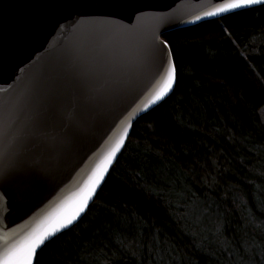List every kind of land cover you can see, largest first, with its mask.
Segmentation results:
<instances>
[{"label":"trees","instance_id":"obj_1","mask_svg":"<svg viewBox=\"0 0 264 264\" xmlns=\"http://www.w3.org/2000/svg\"><path fill=\"white\" fill-rule=\"evenodd\" d=\"M161 37L174 90L34 264H264V4Z\"/></svg>","mask_w":264,"mask_h":264},{"label":"water","instance_id":"obj_2","mask_svg":"<svg viewBox=\"0 0 264 264\" xmlns=\"http://www.w3.org/2000/svg\"><path fill=\"white\" fill-rule=\"evenodd\" d=\"M227 2L0 0V256L57 227L34 264L84 216L132 124L175 88L162 34L264 4L216 11ZM171 67V89L150 103ZM117 144L83 211L60 228Z\"/></svg>","mask_w":264,"mask_h":264},{"label":"snow or ice","instance_id":"obj_3","mask_svg":"<svg viewBox=\"0 0 264 264\" xmlns=\"http://www.w3.org/2000/svg\"><path fill=\"white\" fill-rule=\"evenodd\" d=\"M264 0H229V2L225 3L221 7L217 8V12L228 11L229 9L247 7L252 4L262 3ZM212 13H209L211 15ZM175 79V68L171 67L168 75L167 82L163 89H161L156 96L153 98L150 103H155L156 101L162 99L169 89H171L173 81ZM122 142V141H121ZM120 145L117 144L116 148H114L108 155L105 164L103 167H98V171L94 174V179L91 183V186L87 189V191L83 194L80 199L79 207L76 208L75 212L70 218H67L64 223L60 224L59 227H65L67 224H70L72 220L79 215L81 211H83L86 206L88 200L91 198L93 192L95 191L96 186L103 179L104 173L107 171V166L111 163L112 158L115 156L116 152L119 150ZM58 230L57 227H53L50 232H46L39 236L38 238L31 240L15 249H12L5 253L3 256H0V264H32V259L35 255L36 249L40 247L41 244L44 243V240L47 239L48 236L54 235Z\"/></svg>","mask_w":264,"mask_h":264},{"label":"rangeland","instance_id":"obj_4","mask_svg":"<svg viewBox=\"0 0 264 264\" xmlns=\"http://www.w3.org/2000/svg\"><path fill=\"white\" fill-rule=\"evenodd\" d=\"M260 115H261V118H262L263 121H264V105H263L262 108L260 109Z\"/></svg>","mask_w":264,"mask_h":264}]
</instances>
